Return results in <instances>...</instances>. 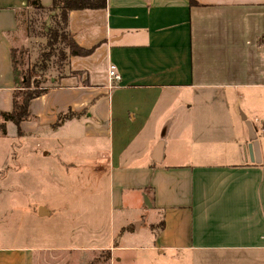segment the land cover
<instances>
[{
    "label": "crops",
    "instance_id": "crops-1",
    "mask_svg": "<svg viewBox=\"0 0 264 264\" xmlns=\"http://www.w3.org/2000/svg\"><path fill=\"white\" fill-rule=\"evenodd\" d=\"M194 1L106 0L73 10L69 30L82 47H96L88 57L104 68H84L82 81L53 79L31 100L34 118L22 129L83 121L94 159L81 167L109 179L110 207L139 197L164 220L148 226L146 250L157 260L264 264V0ZM27 8L28 0H0V111L13 107L11 49ZM111 64L120 81L109 78ZM104 249L123 263L122 246ZM28 253L0 251V260L25 264Z\"/></svg>",
    "mask_w": 264,
    "mask_h": 264
},
{
    "label": "rangeland",
    "instance_id": "rangeland-1",
    "mask_svg": "<svg viewBox=\"0 0 264 264\" xmlns=\"http://www.w3.org/2000/svg\"><path fill=\"white\" fill-rule=\"evenodd\" d=\"M50 15L49 10L31 9L20 19L16 47L25 49L23 59L31 71L28 90L50 86L53 79L69 76L82 81L86 77L84 68L93 72L104 68L100 58L90 55L72 56L62 63L53 56L49 68L41 71L36 65L47 51ZM77 114L70 111L67 117ZM67 117L62 116L64 120ZM32 118L30 114L29 120ZM10 122L15 127L11 134ZM22 123L19 128L12 121L6 122V134L0 139L1 252L16 248L25 254L30 251L31 262L25 264H113L115 258L104 247L114 245L123 248L116 251L122 255V264H169V258L157 260L159 255L146 250L149 223L159 225V214L139 197L127 201L123 209L111 208L109 179L94 178L88 169H82L94 159L85 145L89 140L83 121L79 126L37 134L26 133ZM58 124L51 128L56 129ZM41 207L49 214H41ZM13 260L9 256L0 263L12 264Z\"/></svg>",
    "mask_w": 264,
    "mask_h": 264
},
{
    "label": "trees",
    "instance_id": "trees-1",
    "mask_svg": "<svg viewBox=\"0 0 264 264\" xmlns=\"http://www.w3.org/2000/svg\"><path fill=\"white\" fill-rule=\"evenodd\" d=\"M191 1L195 3L194 0ZM106 5V0H53L49 6H44L40 0H28L27 10L51 11L50 24L46 26L48 37L47 51L43 53L42 60L36 66L41 71H45L49 68V62L53 56H56L62 63L65 60L68 61L72 56L84 57L91 55L95 48H85L79 45L69 30V15L73 10L101 9L105 8ZM24 53L25 49L23 46L11 49L15 90L13 92L12 110L0 111V130L2 135L6 134V122L12 121L20 128L23 121L29 120V104L31 100L45 94L50 87H39L35 90L27 89V83L29 82L30 84L29 74L31 71L29 70V65L23 59ZM77 115L79 116L80 113ZM159 226H164V220H161Z\"/></svg>",
    "mask_w": 264,
    "mask_h": 264
},
{
    "label": "water",
    "instance_id": "water-1",
    "mask_svg": "<svg viewBox=\"0 0 264 264\" xmlns=\"http://www.w3.org/2000/svg\"><path fill=\"white\" fill-rule=\"evenodd\" d=\"M249 151H250V156H251L252 161H254V160L256 161L258 151H259V142H258L256 136L252 137V142L249 145ZM41 208H42L41 212H40L41 214H43V211L46 212L45 207H41Z\"/></svg>",
    "mask_w": 264,
    "mask_h": 264
},
{
    "label": "built area",
    "instance_id": "built-area-1",
    "mask_svg": "<svg viewBox=\"0 0 264 264\" xmlns=\"http://www.w3.org/2000/svg\"><path fill=\"white\" fill-rule=\"evenodd\" d=\"M108 76L111 79V81H120L121 75L117 69V66L114 64H111L108 69Z\"/></svg>",
    "mask_w": 264,
    "mask_h": 264
}]
</instances>
